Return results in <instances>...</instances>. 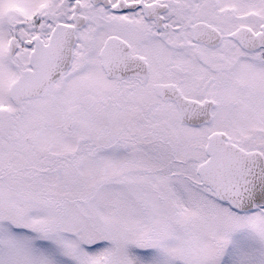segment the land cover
I'll return each mask as SVG.
<instances>
[{"label": "snow or ice", "instance_id": "1", "mask_svg": "<svg viewBox=\"0 0 264 264\" xmlns=\"http://www.w3.org/2000/svg\"><path fill=\"white\" fill-rule=\"evenodd\" d=\"M0 264H264V0H0Z\"/></svg>", "mask_w": 264, "mask_h": 264}]
</instances>
